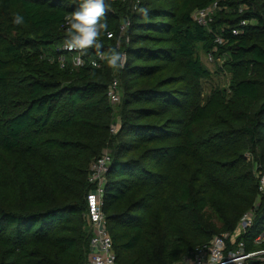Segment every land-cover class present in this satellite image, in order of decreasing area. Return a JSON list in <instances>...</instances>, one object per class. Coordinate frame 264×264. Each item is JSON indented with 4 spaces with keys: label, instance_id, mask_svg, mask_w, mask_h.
<instances>
[{
    "label": "trees",
    "instance_id": "16d2710c",
    "mask_svg": "<svg viewBox=\"0 0 264 264\" xmlns=\"http://www.w3.org/2000/svg\"><path fill=\"white\" fill-rule=\"evenodd\" d=\"M214 1L206 25L193 18ZM108 3L114 36L101 41L125 53L118 72L74 67L68 54L60 66L79 0H0V264H86L90 165L104 149L119 264L177 263L251 209L243 238L264 231V0ZM202 52L220 57L228 87L204 91Z\"/></svg>",
    "mask_w": 264,
    "mask_h": 264
},
{
    "label": "built area",
    "instance_id": "2783aa9c",
    "mask_svg": "<svg viewBox=\"0 0 264 264\" xmlns=\"http://www.w3.org/2000/svg\"><path fill=\"white\" fill-rule=\"evenodd\" d=\"M218 7L216 1L211 5L197 9L196 18L200 24L206 25L215 9ZM243 21L241 23H245ZM128 20L122 22L119 28L118 40L116 46H119V37L124 36L128 29ZM237 33V29L232 30ZM108 37H113L112 31L107 33ZM128 40V36H125ZM216 41L223 42V38L216 36ZM58 52V61L60 66H64L70 56V61L74 67L91 65L98 67L101 60L94 55L79 57L78 53L68 51L64 47V43L56 46ZM211 58V53H208ZM83 61L82 64L76 66L77 59ZM125 61V60H123ZM108 95L112 103L120 101V91L118 88V80L114 78L108 90ZM118 124L114 122L111 125L112 132L117 130ZM110 153L104 149L101 155L90 165L89 180L95 184L86 196L87 200V221L92 236L89 242V252L86 264H119L113 247V241L108 233L106 224V214L103 209V193L105 183V172L110 162ZM260 191L264 194V175L260 178ZM254 209L245 212L235 229L231 231H223L214 235L206 242L197 245L189 254L185 255L182 260L174 264H264V231L254 235L251 239L243 238L247 228L251 226L254 219Z\"/></svg>",
    "mask_w": 264,
    "mask_h": 264
},
{
    "label": "clouds",
    "instance_id": "9594fccd",
    "mask_svg": "<svg viewBox=\"0 0 264 264\" xmlns=\"http://www.w3.org/2000/svg\"><path fill=\"white\" fill-rule=\"evenodd\" d=\"M109 8L108 0H79L76 10L66 18L67 28L63 43L66 50L78 53L79 57L87 56L90 50H94L99 60L118 72L124 66V53L116 47L104 50L101 41L102 34L108 32L106 15ZM12 22L18 26L23 25L24 17L16 14ZM82 63L78 58L76 66Z\"/></svg>",
    "mask_w": 264,
    "mask_h": 264
},
{
    "label": "rangeland",
    "instance_id": "374dc122",
    "mask_svg": "<svg viewBox=\"0 0 264 264\" xmlns=\"http://www.w3.org/2000/svg\"><path fill=\"white\" fill-rule=\"evenodd\" d=\"M192 16L194 18H196V10L192 11ZM201 58H202L203 62L205 63V65L212 72V78L207 80V81H204V83H203L204 84V91L207 92L210 89V86H212L213 84H219L221 86L228 87L229 83H230V74L227 71L217 72L218 66L221 65L220 57H218V58L211 57L210 58L207 53L202 52ZM125 59H126V56L124 53L123 60H125ZM123 62H125V61H123Z\"/></svg>",
    "mask_w": 264,
    "mask_h": 264
}]
</instances>
